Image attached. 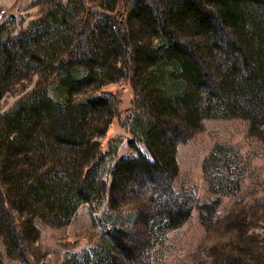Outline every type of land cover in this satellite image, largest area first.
Listing matches in <instances>:
<instances>
[{"label": "trees", "instance_id": "obj_1", "mask_svg": "<svg viewBox=\"0 0 264 264\" xmlns=\"http://www.w3.org/2000/svg\"><path fill=\"white\" fill-rule=\"evenodd\" d=\"M46 1L42 14L0 37V98L37 76L33 89L0 111V233L28 258L36 216L65 224L80 203L107 197V181L96 170L105 152L95 136L106 133L117 109L107 94H75L136 74L147 92L136 129L150 157L139 152L117 161L108 201L117 209L133 194L128 201L142 207L134 227L107 230L108 249L93 264H115L119 255L148 264L144 242L179 226L192 210L194 199L172 184L176 150L202 125L211 96L217 103L205 115H244L249 132L261 128L264 136V0ZM215 48L230 62L208 71L213 66L206 70L201 59L212 58ZM96 119L104 122L97 130Z\"/></svg>", "mask_w": 264, "mask_h": 264}, {"label": "rangeland", "instance_id": "obj_2", "mask_svg": "<svg viewBox=\"0 0 264 264\" xmlns=\"http://www.w3.org/2000/svg\"><path fill=\"white\" fill-rule=\"evenodd\" d=\"M85 1L90 3L92 0ZM47 3L49 1L43 2L44 5ZM43 4L38 0H0V37L9 30L15 32L42 14ZM230 36H226L227 40ZM218 42L221 46L226 45ZM227 54L215 48L212 58L201 59L202 65L206 70L213 66L208 71L225 69L230 62ZM134 78L120 76L101 87L88 86L75 94L81 97L91 93L107 94L110 104L117 109L106 133L95 136L105 152L96 170L107 181V197L99 204L80 203L65 224H53L36 216L33 231L29 232L32 251L28 258L18 247L8 244L0 233V264H93L94 258H100L101 251L108 249L107 230L110 227L130 228L137 224L132 216L142 206L128 201L133 194L125 196V204L117 209H112L108 201L112 168L117 161L139 152L150 157L145 141L137 131V121H142L146 109L147 92L140 83L143 79L136 78V74ZM36 80L34 75L7 89L0 98V111L9 109L33 89ZM208 95L204 94V104L208 102ZM212 103H217L214 96L208 107ZM207 108L202 114V125L189 131V136L178 142L176 150L179 169L172 184L176 191L186 192L194 199L192 210L182 224L166 230L163 227L156 233V238L144 242V260L148 264H252L251 256L257 257L258 264H264L263 132L261 135L260 128L261 131L254 129L256 134L250 133L251 120L244 115H205ZM112 113L113 110L97 116L109 117ZM148 117H156L155 112L151 110ZM102 121H94L95 130L103 126ZM148 121L146 117L144 122ZM132 142L136 147L131 145ZM125 185L128 190L133 182L130 180ZM21 214L25 215L24 210ZM133 235L138 238L139 234ZM116 258L115 264L130 263L123 255Z\"/></svg>", "mask_w": 264, "mask_h": 264}]
</instances>
